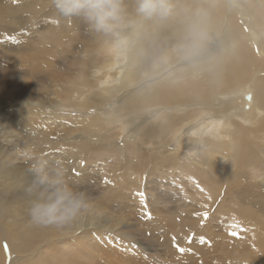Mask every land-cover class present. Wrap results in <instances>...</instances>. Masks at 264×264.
Returning <instances> with one entry per match:
<instances>
[{
    "label": "bare ground",
    "instance_id": "bare-ground-1",
    "mask_svg": "<svg viewBox=\"0 0 264 264\" xmlns=\"http://www.w3.org/2000/svg\"><path fill=\"white\" fill-rule=\"evenodd\" d=\"M171 2L143 19L123 0L117 51L51 0H0V264L136 258L139 232L170 264H264V0ZM194 22L206 36L188 58ZM38 161L91 196L90 225L31 224Z\"/></svg>",
    "mask_w": 264,
    "mask_h": 264
},
{
    "label": "clouds",
    "instance_id": "clouds-1",
    "mask_svg": "<svg viewBox=\"0 0 264 264\" xmlns=\"http://www.w3.org/2000/svg\"><path fill=\"white\" fill-rule=\"evenodd\" d=\"M56 12L65 18L80 17L98 33L111 36L117 51L126 48L129 37L124 29L130 21L123 0H51ZM137 15L143 19L166 17L172 12L171 0H137ZM193 43L185 56H195L206 34L198 22L192 25ZM200 130L189 135L198 137ZM47 161H38L30 169L35 179L30 191L27 213L31 224L39 229L83 230L98 214L95 201L83 190L74 188L61 171H49Z\"/></svg>",
    "mask_w": 264,
    "mask_h": 264
},
{
    "label": "rangeland",
    "instance_id": "rangeland-1",
    "mask_svg": "<svg viewBox=\"0 0 264 264\" xmlns=\"http://www.w3.org/2000/svg\"><path fill=\"white\" fill-rule=\"evenodd\" d=\"M88 79L90 80L92 78H88ZM111 102H112V99H110L108 104H105L104 107L111 109V106H110ZM33 107L44 109L46 107H49V105L45 106L40 103L38 104L35 103ZM60 110L61 109L59 107L56 108L57 112H59ZM89 112L92 113L93 110L89 109ZM70 115L72 117H75L78 115V113H76L75 111H72ZM117 124H118L117 122H113V121H110L108 123L103 122V124L101 123V127L103 131L111 130L112 132L121 133L120 134L121 136H128L129 134L128 133L126 134V130H124L123 132L121 130L128 129L129 124L128 123L123 124L122 126L118 128L116 127ZM43 128H44V125H43ZM139 233L140 235L132 233V235H130V239L136 245L141 246L144 249H148L146 254L141 253L140 257H136V258H129V257L125 258V257H122V255L119 256V254H112V253H110L109 255L106 254V256H108L106 260H112L111 263L109 264H113V263L115 264H170L167 262L169 258L165 252V245H162L160 235L153 234V233L146 234L144 232H139ZM132 246L135 247L134 245Z\"/></svg>",
    "mask_w": 264,
    "mask_h": 264
},
{
    "label": "snow or ice",
    "instance_id": "snow-or-ice-1",
    "mask_svg": "<svg viewBox=\"0 0 264 264\" xmlns=\"http://www.w3.org/2000/svg\"><path fill=\"white\" fill-rule=\"evenodd\" d=\"M141 195H143V194L141 193ZM203 215H204V216H207V215H208V213H207V212H205ZM181 251H182V250H181Z\"/></svg>",
    "mask_w": 264,
    "mask_h": 264
}]
</instances>
